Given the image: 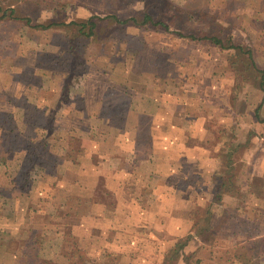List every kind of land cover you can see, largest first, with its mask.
Segmentation results:
<instances>
[{"label": "rangeland", "instance_id": "rangeland-1", "mask_svg": "<svg viewBox=\"0 0 264 264\" xmlns=\"http://www.w3.org/2000/svg\"><path fill=\"white\" fill-rule=\"evenodd\" d=\"M147 14L161 24L145 23ZM92 17L98 26L86 37L79 24ZM91 70L114 81L125 76V91L113 88L106 94L104 103L115 109L102 114L105 121L120 117L133 130L137 112L165 93L168 108L173 98L190 108L183 112L186 118L202 113L207 118L206 144L200 150L192 144L188 155L194 163L202 152L211 171L202 180L188 165L189 212L181 217L190 233L169 251L166 264H264V217L251 211L261 202L247 194L264 191V0H0V193H12L8 201L30 211L20 224L23 232L2 236L31 253L23 264H134L125 258L133 254L132 244L123 247L127 255L103 252L101 245L86 241L85 231L70 230L69 213L56 212L60 200L46 191L38 194L44 175L62 160L57 154L68 151L63 144L84 155L82 136L60 140L67 132L42 115L40 97H52L63 84L60 110L73 107ZM42 83L49 87L45 94ZM60 119L69 120L65 113ZM100 141L106 143L94 144ZM81 162L80 169L84 158ZM43 197L51 203L44 215ZM1 198L0 211L8 202ZM73 203L77 198L70 197V213H75ZM45 217L64 232L59 238L68 240L50 249L41 246L39 253V238L55 239V229L42 225L36 234L30 222ZM129 236L131 231L124 235Z\"/></svg>", "mask_w": 264, "mask_h": 264}, {"label": "crops", "instance_id": "crops-1", "mask_svg": "<svg viewBox=\"0 0 264 264\" xmlns=\"http://www.w3.org/2000/svg\"><path fill=\"white\" fill-rule=\"evenodd\" d=\"M124 78L125 76L123 80L114 81L110 80V75L104 71L91 70V74L80 85L81 105L78 104L81 101H75L73 107L66 106L63 110H60L59 104L63 84L53 90L52 97H40L43 102L42 115L52 117V124L60 127L62 134L67 132V136L60 140L68 139L71 134L82 136L84 155L76 156L69 144H63L68 151L57 154L62 160L54 168V173L44 175V190L38 194L46 191L45 194L50 195L53 201L60 200V207L56 212L66 210L65 214L69 213L67 216L70 220V230H79L80 233L85 231L87 235L92 236H87L86 241L90 239L94 245H101L103 252L107 249L109 254L116 252V255H127L123 247L126 248L125 243L132 244L134 252L125 258L134 261V264H166L169 251L173 250L179 239L190 233L187 221L181 217L182 213L189 212V201L184 199L188 191L184 188L189 185L188 165L197 169L195 173L202 180L207 179L206 175L211 171L209 164H204L206 160L202 159V152L195 154L197 161L194 163H190L191 157L188 155L192 144L198 150L206 144L207 118L203 113L195 115L194 118H186L183 112L190 111V108H186L182 101H174L173 98L172 107L168 108L166 103L169 95L165 93L159 100L149 99L152 106L137 112L133 130L125 128L127 121L119 119L120 117L105 121L102 114L107 109H115L104 103L106 94L113 88L125 91L127 85L124 84ZM40 88L43 93L49 89L44 83ZM135 99L137 103V99L141 97ZM63 113L69 120L60 119ZM185 134L187 139L178 142L177 137L182 138ZM189 136L191 140L188 139ZM100 139L106 143L100 141L101 144H94ZM126 144L130 146L127 147ZM143 144L148 146L144 149H149V155L143 153ZM83 158L84 166L80 169L78 166ZM54 164L56 165V162ZM160 165L165 167H159ZM61 173L63 177L60 176ZM181 185L183 186L180 187ZM132 190L135 191V196H128L127 193L131 195ZM259 191L262 193L258 194L251 189L247 194L251 198L256 196V200L261 202L251 211L260 212L259 216L264 217V191ZM22 196L26 201L31 200L25 194ZM103 196L105 199H101ZM1 197L8 201L13 194L0 193L2 202ZM70 197L77 198L78 204L73 203L75 213L68 212L71 209ZM43 199L44 203L41 201L39 206L42 207V215L50 213L51 205L44 197ZM31 208L32 211L35 210V204ZM27 211L29 210L17 208L12 201L6 202L4 209L0 211V264H23L30 259L31 253H26L23 248H15L14 240H6V237L2 236V233L7 231L15 235L20 229V224L24 223L23 218L30 215V211ZM16 215V218L21 215L18 222L14 220ZM43 221L47 224H43ZM37 222V219L30 222L32 231L44 230L40 227L42 225L55 229V239L39 238V253L42 251L41 246L43 250L50 249V244H56L59 240L60 244H63L68 240L67 236L59 238L64 232L54 223L50 224L46 217L40 221L41 224ZM20 230L23 232L24 228ZM58 231L59 234L56 235ZM130 231L131 236L124 237ZM37 232L36 234H39V231ZM91 250L94 254L97 252L96 249ZM88 256L91 259L95 257L92 254Z\"/></svg>", "mask_w": 264, "mask_h": 264}, {"label": "trees", "instance_id": "trees-1", "mask_svg": "<svg viewBox=\"0 0 264 264\" xmlns=\"http://www.w3.org/2000/svg\"><path fill=\"white\" fill-rule=\"evenodd\" d=\"M95 20H97V18L92 17V18L88 19L86 22L79 24L80 32L83 35H85L86 37H91V35H93L95 28L98 26V24L95 22ZM99 20H101V19H99ZM149 21H153V23H154V18L151 15L147 14L144 22L148 24V23H150ZM154 24H161V22L154 23ZM86 28H89V33L85 32L84 29H86ZM191 38L196 39L194 36H191ZM214 41H215V44H217V45H219L221 43L220 40H217V39H214Z\"/></svg>", "mask_w": 264, "mask_h": 264}]
</instances>
